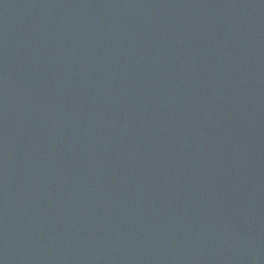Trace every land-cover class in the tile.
I'll use <instances>...</instances> for the list:
<instances>
[{
  "label": "water",
  "instance_id": "95a60500",
  "mask_svg": "<svg viewBox=\"0 0 264 264\" xmlns=\"http://www.w3.org/2000/svg\"><path fill=\"white\" fill-rule=\"evenodd\" d=\"M0 264H264V0H0Z\"/></svg>",
  "mask_w": 264,
  "mask_h": 264
}]
</instances>
